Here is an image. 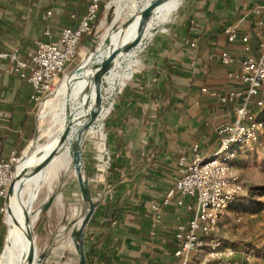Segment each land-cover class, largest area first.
<instances>
[{"label":"crops","instance_id":"crops-1","mask_svg":"<svg viewBox=\"0 0 264 264\" xmlns=\"http://www.w3.org/2000/svg\"><path fill=\"white\" fill-rule=\"evenodd\" d=\"M260 4L264 0H184L166 31L146 46L142 68L110 120L108 152L114 159L104 182L98 181L99 205L85 229L88 264H179L175 232L193 216L194 202L187 197L179 205V195L168 205L162 201L179 178L180 156L190 158L194 144L200 155L215 152L216 127L235 118L232 105L201 88L241 87L228 79L219 57L227 50L240 58L244 46L240 38L229 42L223 30L235 25L240 36L251 32L258 55L261 38L251 10ZM43 5L48 7L42 14ZM87 5L88 0H0V51L18 43L28 57L36 39L48 40L45 28L58 38L63 27L77 24ZM7 65L0 59V158L20 152L28 140L23 124L32 117L37 123L29 84L6 73ZM153 204L161 207L158 221ZM203 251L196 253V263Z\"/></svg>","mask_w":264,"mask_h":264},{"label":"built area","instance_id":"built-area-1","mask_svg":"<svg viewBox=\"0 0 264 264\" xmlns=\"http://www.w3.org/2000/svg\"><path fill=\"white\" fill-rule=\"evenodd\" d=\"M101 8L102 0H88L85 14L76 25L63 27L58 38L53 37L49 27L45 28L43 34L48 40L36 39L35 47L26 59L19 45L0 51V59L8 64L5 72L29 84V100L38 108L54 90L58 76L65 72L78 55L81 38L92 29ZM50 14L51 11H48L47 15ZM251 15L257 18L255 33L261 38L259 54L252 52L251 32L240 36L238 27L229 25L223 33L229 42L240 38L245 55L237 58L223 50L219 57L220 63L227 68L228 79L241 87H232L226 92L201 88L202 92L217 97L221 104L232 105L235 118L216 127L220 144L215 152L200 155L198 144H194L190 158L186 154L180 156L179 178L162 201V205H168L179 195V205L187 197L194 202L193 216L179 224L175 232L178 248L174 255L180 260L179 264H197L195 256L199 250L204 251L198 264H232L230 260L237 252L235 248L225 245L216 234L221 215L236 203L244 191L240 174L234 165L239 154L236 146L252 147L264 139V4L255 6ZM71 17L77 18L76 14ZM26 152L13 149L7 157L0 158V199L6 200L10 184ZM4 209L5 206H0V214L4 213ZM152 209L155 212L153 220H160L161 207L153 204ZM244 255L250 259L252 251Z\"/></svg>","mask_w":264,"mask_h":264},{"label":"rangeland","instance_id":"rangeland-1","mask_svg":"<svg viewBox=\"0 0 264 264\" xmlns=\"http://www.w3.org/2000/svg\"><path fill=\"white\" fill-rule=\"evenodd\" d=\"M127 2L128 0L105 1L102 17L84 35L79 45L78 55L69 64L65 72L58 76L55 81L54 90L48 94L42 106L36 111L37 136L31 142L32 144L30 143V154L27 158L33 154L45 139L42 134L50 126L52 117H42V114L47 110V105L54 101V96L63 78L77 67L82 60H98L101 58L102 54L98 51L97 54H94V51L96 48L99 50V47L105 49L113 42L117 30L129 18L130 10ZM172 4H174V0H171L169 7ZM181 7L182 4L174 8L172 12L170 9H167L165 14H171L174 17ZM169 25V22L166 23L165 27L157 33L165 32ZM106 42L110 44L106 46ZM145 48L132 61L128 69L127 67L123 68L122 72L128 73V78L124 80L116 94L108 93L111 82L107 80L105 90L108 97L111 100L115 97L113 108L104 119L103 131L105 139L89 137L85 144L83 151V173L90 180V190L96 201H100V196L97 194L98 181H103L104 176L108 175L114 159L108 152L110 120L114 115L116 104L122 94L134 81L142 68V58L146 50ZM57 105H59V102H57ZM236 149L239 150V154L235 158L234 165L240 174L244 191L236 203L221 215L219 231L216 236L225 245L236 249L235 256L230 260L232 264H264V195H259L255 188L252 189L253 187L264 185V139L260 140L255 146L242 147L237 145ZM28 188H30L29 185H27V188L23 192L24 199L27 198ZM51 197L53 201L49 208L43 210L41 208L42 204ZM87 209L88 203L81 198L76 173L73 168L67 173L65 167L59 168L55 173V178L50 179V177H47L43 179L41 189L32 208L36 215L33 230L36 235L37 253L38 256L45 254L43 264H79V255L76 248L70 242L71 230L77 216L80 213L84 214ZM6 237L7 225L5 223L4 211L0 217V255L6 243ZM249 251H252V256L250 259H246L244 254Z\"/></svg>","mask_w":264,"mask_h":264},{"label":"bare ground","instance_id":"bare-ground-1","mask_svg":"<svg viewBox=\"0 0 264 264\" xmlns=\"http://www.w3.org/2000/svg\"><path fill=\"white\" fill-rule=\"evenodd\" d=\"M153 1L154 0H128L127 6L130 10L129 18H133L131 22L126 26H124V23L121 24L120 28L117 30L116 37L113 42L111 44L109 42H106V46L110 44L107 48L103 49L99 47V50H97V48L95 49L94 54H97V51L102 54L100 59L82 60L77 67H75L69 74H67L63 78V81L54 96V101L47 105V110L42 114V117L51 116L52 122L42 134L45 139L29 158L27 157L30 154V150L26 149V156L21 162L17 172L20 175L17 177L13 190L4 209L5 223L7 225V237L3 252L0 255L1 264H26V255L28 253L29 244L25 237L23 209L15 200L16 195L20 196L21 200L23 201L29 199L30 202L27 205V211H32L33 205L41 189V184L44 178H55L56 171H58L59 168L62 167H65L66 173L72 168L73 170H75L71 156L72 144L75 141L79 131L85 126V118L94 109L95 87L93 75L95 73L97 63L101 59L107 57L116 47L128 44L136 37L139 25V10L149 5ZM170 3L171 0L162 3L158 7L154 20L149 24L147 30V41H151L156 31L159 32L160 29L165 27L166 23L172 20L173 17L171 14H165L166 10L170 9V11L172 12L174 8L179 7L183 3V0H174V4H172L173 6L171 5V7H169ZM141 50L142 48L135 51L125 53L122 52L118 56L115 68L111 71L110 75L105 80V89L107 86V80L111 82V87L109 88L108 93L116 94L117 90L121 87L124 80H127L128 73H123V68L127 67L128 69L132 61L138 57ZM57 102H59V105H57ZM112 108L113 101L111 102L106 112L102 115L101 119L98 122H95L88 129L89 137H99L102 140L105 139L103 131L104 119L108 116V113ZM70 119L73 122L72 136L70 140L62 147L59 154L48 165L45 170V175H39L25 184V181L23 180L31 171H33L36 165L52 149L58 135L61 133ZM22 185L23 188L19 193L18 188ZM27 185H29L30 188H28L29 192L27 198L24 199L23 192L25 188H27ZM84 215L85 213H80L77 216L73 226H79ZM31 218L34 222L36 215L32 216L31 214ZM70 242L75 247L74 239L72 237L70 238Z\"/></svg>","mask_w":264,"mask_h":264},{"label":"water","instance_id":"water-1","mask_svg":"<svg viewBox=\"0 0 264 264\" xmlns=\"http://www.w3.org/2000/svg\"><path fill=\"white\" fill-rule=\"evenodd\" d=\"M170 0H154L149 5L143 7L139 10V25H138V32L136 37L128 44L116 47L107 57L101 59L97 63V67L95 73L93 75L94 81V98H95V105L93 111L85 118L86 124L85 126L79 131L78 135L76 136L75 141L72 144L71 149V156L73 161V166L76 172V178L79 186L80 193L82 198L85 202L88 203V209L85 212V215L81 221L79 226H73L71 230V237L74 239V244L79 255V264H88L87 254L85 251V235H86V227L89 224L90 220L92 219L93 215L95 214L99 202L96 201L91 193L90 190V180L85 176L84 172V160H83V151L85 148L86 141L89 139L88 129L95 123L98 122L102 115L106 112L109 108L111 100L108 97L107 91L105 90V80L110 75L111 71L115 68V64L117 61L118 56L123 52H130L135 51L140 48L142 50L147 46L150 41H147V30L149 24L153 22L154 17L157 13L158 7ZM184 1V0H183ZM108 7V5H107ZM133 18L130 17L124 22V26L128 25ZM157 34V31L155 35ZM154 35V36H155ZM141 50V51H142ZM140 51V52H141ZM72 125L73 122L71 119L63 128L61 133L58 135L54 146L52 149L46 154V156L36 165V167L31 171L27 177L23 180L26 184L27 182L31 181L33 178L39 175H45V170L48 165L52 162V160L59 154L62 147L70 140L72 136ZM20 174H16L13 178L10 187L8 196L5 200L4 206H6L9 196L13 190L17 177ZM23 188V185L18 188V192L20 193ZM43 188V186H42ZM42 192V191H41ZM41 195V194H40ZM15 200L19 203L21 208L23 209V221L25 226V237L29 244L28 253L26 255V264H43L45 259V254L38 256L37 253V246H36V235L33 230V220L31 218L35 215L33 210L27 211V205L30 202L29 199L23 201L21 200L20 196L16 195ZM53 198H49L46 202L42 204V209L47 210L52 203ZM31 207V206H30ZM31 209V208H30Z\"/></svg>","mask_w":264,"mask_h":264},{"label":"trees","instance_id":"trees-1","mask_svg":"<svg viewBox=\"0 0 264 264\" xmlns=\"http://www.w3.org/2000/svg\"><path fill=\"white\" fill-rule=\"evenodd\" d=\"M105 1L106 0H102L101 11L98 14L97 20L92 24V27H94L97 24V22L100 20V18L102 17ZM47 7H48L47 5H43L40 13L43 14V11H46ZM84 35L82 36V38L84 37ZM82 38H81V40H82ZM13 45H19V44L18 43H13L12 46ZM23 57L25 59L27 58V56H23ZM34 105H35V112H36L37 109H38V106L36 104H34ZM23 132L28 137V140L22 142L21 147H20V152L26 148V146L28 145L30 139H33V138H35L37 136V123H36L34 117H32L27 123L23 124ZM254 188L257 190V193L259 195H264V185H261V186H258V187H253L252 189H254ZM4 204H5V200L4 199H0V206H4ZM261 205H263V203H261ZM1 215L2 214H0V217H1Z\"/></svg>","mask_w":264,"mask_h":264}]
</instances>
